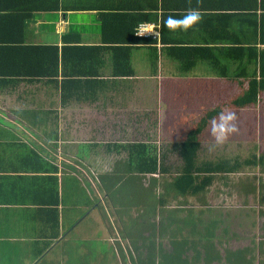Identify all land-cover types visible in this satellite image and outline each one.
Listing matches in <instances>:
<instances>
[{
	"label": "crops",
	"instance_id": "crops-1",
	"mask_svg": "<svg viewBox=\"0 0 264 264\" xmlns=\"http://www.w3.org/2000/svg\"><path fill=\"white\" fill-rule=\"evenodd\" d=\"M35 4L0 0L2 8L30 14L24 28L9 30L18 51L30 44L95 49L91 55L75 49L84 59L69 57L56 78L0 80V264H64L65 249L57 246L97 211L87 192L81 202L83 184L94 187L91 174L108 169V159L127 163L129 145H146L169 166L178 156L175 145L202 125L197 156L218 160L215 145L200 143L213 119L203 125L204 97L212 94L219 103L225 88L237 87L235 97L264 70V0H59L48 10ZM190 10L199 12L195 23ZM126 13L146 16L141 22L153 24L155 35L130 40L127 19L135 16ZM122 37L129 61L128 50L112 49ZM11 55L17 63L9 60L8 67L31 69L28 56ZM237 57L247 58L244 83L234 75ZM64 75L79 80L68 88ZM108 116L114 117L110 127ZM181 123L184 136L171 140L170 128Z\"/></svg>",
	"mask_w": 264,
	"mask_h": 264
},
{
	"label": "rangeland",
	"instance_id": "rangeland-1",
	"mask_svg": "<svg viewBox=\"0 0 264 264\" xmlns=\"http://www.w3.org/2000/svg\"><path fill=\"white\" fill-rule=\"evenodd\" d=\"M235 90L237 91V87L225 88V94L219 100V103H215V96L207 94L202 101V108L208 111L216 107V105L232 102ZM221 91H223V88H221ZM262 100L264 101V97H262ZM239 112L237 114L234 108L227 107L224 108L223 114L218 113L211 120L207 130L203 132L204 134L200 136L201 147L210 148L215 145V153L218 155L224 158L238 156V159L241 160L250 157L254 152L264 154V105L256 103L253 109L250 108L249 110H241ZM253 113L257 114L254 118ZM113 119V116H108V127H110L109 123H112ZM150 123L155 124L152 120H150ZM150 123L147 124L150 125ZM180 126H178L179 129L170 128L172 131L170 134L171 140L178 139L180 141L184 136V132L180 130V128H183L184 123H181ZM163 136L167 140V136L169 135ZM208 152L211 151L209 150ZM202 155L210 157V154L207 155L205 152H202ZM114 159H108V169L99 168L96 171V175L91 174L94 187L92 184H83L85 189L79 194L81 195V202L86 201L87 193L90 194V207H94L97 203L98 209L96 208V210L98 211L91 212V216H86L81 221L79 228L76 227L70 236L72 239L70 237L63 239L65 241L62 246H60L61 244L57 246L59 250L65 249V256L62 254L64 264H137V259H139L138 253L140 252L139 255L144 257L145 244H149L145 242L146 239L143 240L137 237L138 235L140 236L139 231L144 237L149 235L154 244L158 242L162 248L165 245L164 248L169 250L173 246L172 243L170 245L169 241L171 240L172 242L174 239L166 236V234L170 233L166 230L164 236L159 235L157 231L160 228L159 226L169 228L172 225L175 228L176 225L171 222L176 219L184 221V216H189L190 214L193 219L197 214H200L205 221L215 219L218 222L221 230H218V228L211 232H214L215 241L218 243H222L223 238L230 240L228 248L224 246L221 248L217 245L213 249L208 246L206 252L208 251L216 255L219 252L220 255H223L222 252L226 251L232 256L231 260L230 258L227 259L228 263L233 264L246 261L248 251L243 252L238 250L237 252H230L227 249L232 250L236 246L237 248L252 247L253 239L260 240L264 236V201L261 202L257 194L253 195L249 191L247 194L243 193L240 184L241 181L243 183L248 181L252 186L251 181H254L256 176L257 178L264 176L263 169H258L257 165L244 167V169L231 173L229 177L232 184H227V187L223 184L221 186L218 184L219 190H217L215 186L217 183H215L210 186L209 191L203 197L198 195L192 201L187 196L174 195L177 192H174L172 185H169L181 166L182 161L179 155L175 156L173 160L168 159V162L171 164L167 166V173L163 174L159 172L158 175L154 176L158 179V183L149 174L141 175L136 173L135 175L138 176V180L127 179V176L132 174L127 169L126 160L118 161L117 159L115 161ZM114 171H117L120 176L115 174L112 178ZM132 173L134 174L135 172L133 171ZM109 179L111 182L115 181L112 185L115 187L112 189L113 193H111L114 198H108V189H106L105 185L108 184L109 186ZM118 179L119 181H117ZM258 180L260 181V179ZM98 194L102 198L98 197ZM159 199L160 201H158ZM113 201L118 202V206H114ZM156 206L161 208L160 213L154 217L155 221H151L152 215L157 210ZM102 212L107 214L108 226L110 224L114 229L108 228L105 225L98 227L101 219V215L99 216L98 214ZM172 212L174 219L169 222V213L172 214ZM157 221L160 223L159 225ZM153 224L154 226L152 227ZM223 225L224 228L221 227ZM79 229L81 231L77 232ZM121 229L128 231L129 235L131 234V238L122 236L120 233ZM181 229L184 228L182 227ZM201 230L203 229L201 228ZM149 232H151V235L148 234ZM191 232L184 229V232H177L175 236L179 234L180 239H182L186 234L192 235ZM234 232L236 235L231 238V233ZM206 237L208 240L206 245L212 244L211 240H209V237L212 238L211 234L208 233ZM195 239L197 240L191 242L192 247L193 244H200L199 240L201 238H198L196 235ZM132 241L135 242L132 243ZM257 250L256 255H258ZM180 251H183V248L182 250L181 248L176 249L175 253H171V251L160 253L156 261L159 264L162 262L161 260L167 264H183L184 260L180 257ZM193 252V250L188 249L186 255L192 256ZM209 256L210 254L207 255L208 258ZM254 260V264H260L263 262V257L260 259L255 258ZM192 264H203V262L198 259ZM205 264L207 263L205 262ZM211 264H220V262L214 261Z\"/></svg>",
	"mask_w": 264,
	"mask_h": 264
},
{
	"label": "trees",
	"instance_id": "trees-1",
	"mask_svg": "<svg viewBox=\"0 0 264 264\" xmlns=\"http://www.w3.org/2000/svg\"><path fill=\"white\" fill-rule=\"evenodd\" d=\"M35 2L39 4H35L37 9H57L59 7V0H35ZM86 5H76L75 9H81L85 7ZM92 7V6H90ZM34 8V7H33ZM30 8V9H33ZM69 8V7H68ZM70 8H74V5L71 6ZM65 10L67 8H64ZM14 10V11H13ZM18 10V9H17ZM16 9H12V7H1L0 6V80L3 78H8L10 75L13 77H34V76H47L50 78H56L59 73V67L60 65H63L65 60H69V57L71 59H81L78 56L77 50H82L86 51L88 54H93L95 46H85V45H75V46H61L59 49L56 45H26L23 46L22 51L17 50V46L14 45L17 41H12L9 35V30L13 29H19L21 27L24 28V20L26 19L27 16H30V14L27 13V15H19ZM26 12V11H25ZM105 18H103V29L106 30L107 28V15L108 13H104ZM125 15H128L129 17L134 15L135 17H130L127 19L128 24H127V32L129 34L130 40H142V36L138 37L135 35V28L138 24V22L143 21L146 19V16H143V14L138 13V14H129L126 13ZM106 19V20H105ZM127 37V36H126ZM122 37L120 38L119 42L117 43L118 45H115L117 47H112L113 50L116 49H124L125 51L128 50V55L124 58L127 61L130 59V53L129 50L131 49L128 45L124 46L125 44H128V38ZM18 44V43H17ZM13 53L16 51V53H20L21 56L20 59H22L23 55L26 57L28 56L27 62L31 63L32 67L29 70L26 71H18L19 68H17L14 64L8 67L9 60H13L11 62H16L17 57L14 55H11V52ZM18 56V55H17ZM239 58L238 60L240 61V65H238V70L234 74L235 77H240L241 82L244 83V79L249 77L248 72L246 71V65L245 61H247L246 57H237ZM246 58V59H244ZM256 58V57H254ZM27 59V58H26ZM84 59V58H82ZM17 63V62H16ZM15 63V64H16ZM13 68L17 70H13ZM42 68V70H40ZM261 68V67H260ZM38 69V70H37ZM263 70V69H262ZM116 71V70H114ZM233 75V76H234ZM225 76H228V74H225ZM232 77V76H231ZM64 83L66 87L70 88L76 82L77 78H73L72 76H65L64 75ZM239 81V82H240ZM264 91V70L259 71V75L256 78V76L249 78L247 81L246 87H243L242 90L240 91L237 96L234 97L232 102L229 103H224L223 105H217L215 108H212L206 112V115L202 118L203 125L205 123H208L210 119H214L215 116L221 112L224 111V108L227 107H232L235 108V110L241 111V110H249L250 108L253 109L255 104L258 102L259 94H263ZM264 105V103H262ZM256 113H253V118L256 116ZM202 126V125H201ZM201 126H198L195 130L190 131L185 138L178 144H176V148L178 151V155L182 158L183 162L177 170V173L175 176L172 178V181H170V186L172 185V188H174V195L178 194H185V193H190L192 192H200L201 189H203L207 184L211 183L212 180L216 179V177H221L224 176L222 174H225L227 172H232L234 170H240L246 165H260L264 169V154H257V153H252L250 157H246L245 159H238V156L235 157H226L224 158L221 155H218V160H211L206 159V157L203 156V160L197 156L198 154V149H199V143L197 142L196 139V134L197 132L200 131ZM135 145L131 146L129 145V160L126 163L127 169L131 172L132 175L127 176V179H136L138 180V176L135 175L141 174H154L156 172L160 173H167V166L162 165V163L158 162L157 155L151 152H148L147 146L146 145H141V149H137L134 147ZM140 146V145H139ZM216 154V153H215ZM127 171V172H129ZM135 172L134 174L132 172ZM129 172V173H130ZM114 174L112 175V178L116 174L117 176H120L117 171L113 172ZM109 177V176H108ZM111 178V177H110ZM119 181V179L117 180ZM115 182V181H114ZM114 182H111L110 179L108 180V184L105 185L106 189H108V198L114 196L111 194L113 193L112 189L115 186H112ZM89 184V183H87ZM140 185V183H139ZM144 188V187H143ZM249 189V186H247ZM254 187H252L253 189ZM131 189V188H130ZM145 189V188H144ZM251 190V188L249 189ZM160 201V199L158 200ZM114 206H118V202L113 201L112 202ZM116 204V205H115ZM100 206V205H98ZM98 209V207H97ZM98 211V210H97ZM99 216L101 215L100 219V225H105L108 228L114 229L112 226H108V220H107V214L105 212H102L98 214ZM97 218V217H96ZM123 223V221H122ZM98 226V227H99ZM147 229V228H145ZM143 229V230H145ZM149 230V228H148ZM151 231V230H150ZM120 233L122 236H126V238H131V234L129 235L128 231L121 229ZM140 236L138 235L137 237L141 239H146L145 242H148L149 244H145V254L144 257L142 255H139L140 252L138 253V258L137 259V264H159L155 260V256H159L160 253L163 252H169L165 251L164 248L152 242V240L149 238L150 236H143L141 232L139 231ZM149 232L148 234H150ZM161 233V232H160ZM151 235V234H150ZM135 242V241H134ZM132 241V243H134ZM138 242V241H136ZM172 244L174 248L172 249V252H176V249L181 248V245H177V241L174 240L172 241ZM260 247V252L261 254L264 251V247L262 248V245H259ZM138 248V247H137ZM183 251H180V255L182 254ZM132 256V255H131ZM142 257V258H140ZM184 260L183 264L189 263V261L185 258H182ZM160 264H167L163 263V260H161ZM250 264L247 263V261L244 262H239V263H233V264ZM232 264V263H231ZM260 264H264V262H261Z\"/></svg>",
	"mask_w": 264,
	"mask_h": 264
},
{
	"label": "flooded vegetation",
	"instance_id": "flooded-vegetation-1",
	"mask_svg": "<svg viewBox=\"0 0 264 264\" xmlns=\"http://www.w3.org/2000/svg\"><path fill=\"white\" fill-rule=\"evenodd\" d=\"M251 166H253V165H246L245 167H251ZM257 168L258 169L259 168L263 169V167L260 166V165H257ZM242 169H244V167ZM235 171H237V170H234L232 172H227L225 174H222L224 176L216 177V178H219V179L218 180H216V179L212 180V182L209 183V184H207L203 189L200 190V192H196L195 193V192H192L191 191L190 193L178 194L177 196H187L188 199H190V200L193 201L195 199V197H197L198 195H200L201 197H203V195L206 194L207 191H209L210 186H212L215 183H217V185H215L216 188H217V190H219L218 184H219V186H221L223 184L224 186L227 187V184L229 185V183H231L229 176L231 175V173H233ZM263 171H264V169H263ZM158 173L159 172H156V173H154L152 175L149 174V175H151L153 177V179H155V181L157 180L156 183H158V179L155 178L154 176L158 175ZM263 177L260 176L259 178H257V176H256L255 179H254V181H251L252 186H251V184L248 181H246V183L245 182L243 183L241 181L240 182V184H241V191H243V193H245V194H247L248 191L251 192V194H253V195L254 194H257V195H259L258 197L261 199V202H263L264 201V197H263L264 196V179H263ZM258 179H260V181ZM240 180H241V178H240ZM149 183H152V182H149ZM247 186H249V189L251 188V190H249L247 188ZM252 187H255L254 190L252 189ZM156 208H157V210L152 215L153 218L151 217V221H155L154 217H156V215L158 213H160V209L161 208H158V206H156ZM257 211L259 212V210H257ZM188 213H190V212H188ZM167 214H168V212H167ZM172 215H173V212H172V214L169 213V218H168L169 222L174 219V216H172ZM200 220H202V222H200ZM157 223H158V225L160 224L158 221H157ZM171 223L175 224L176 227L174 228V226L172 227V225L169 228H164L162 226H159L160 228L157 231H158L159 235H161V236H164L165 235V230L170 232L169 234H166V236H168L170 239L176 240L177 241V245L179 244V245L182 246L183 252L180 255V257L181 258H185L186 257V259L189 261V263H187V264H192L194 261H197L198 259H200L203 262V264H205V262L207 264H211L214 261H218V262H220V264H231V263H228L227 262V259L230 258V260H231L232 259V256H230V254L227 253L226 251L222 252L223 255H220L219 252L217 253V255L214 254V253H210L208 251L206 252L208 246L214 249V246L217 247V245L219 247H221V248H222V246L228 248V245H229L228 243H229L230 240H228V239L226 240V239L223 238V240H222L223 242L222 243L221 242L218 243V242L215 241L214 232H211V231H214V229H218V228H219L218 230H221L220 229V226L218 225V222L215 219H209L208 221H205L204 219H202V217H201L200 214H197L196 217L193 219V217L190 214L189 216H186V215L184 216V221H181V219L180 220L176 219L175 221H173ZM153 226H154V224L152 225V227ZM182 227L184 229H187L189 232L192 231L191 232L192 235L186 234V235L183 236L182 239H180V237H179L180 235L179 234L176 235L177 236L176 237L175 234H177V232L178 233L179 232H184V229H181ZM193 227H195V228L193 229ZM221 227L224 228V225L221 226ZM201 228L203 230H201ZM208 233H210L211 234V237H212V238L209 237V240H211V242H212V244H210L211 246L209 244L206 245V242H208L206 235ZM196 235H197L198 238H201L199 240V242H200L201 245L200 244H193V247H192L191 242L193 240H197V239H195V236ZM235 235H236L235 232L234 233H231V238L235 237ZM178 240H180V242H178ZM260 240L259 239L258 240L253 239V245H252V247H240V248H237V246H236L235 247L236 249L233 248L232 250L231 249H227V250H230V252H237L238 250L239 251H243V252L248 251V257H246L247 258L246 261H247V263H250L251 262L250 264H254V262H255L254 259L255 258L260 259L261 257H263V262H264V255L262 256V254H264V252L261 254L260 250H257V249H260V247H259L260 244L262 246H264V241H262V240H264V236L261 237ZM169 243H170V245H172L171 244L172 243L171 240L169 241ZM157 245H158V242H157L156 246ZM164 247H165V245L163 246V248ZM173 248H174V246H172V248H170L169 250H167L165 248L164 249H165V251H172ZM188 249L189 250L191 249V251L192 250L194 251L192 253L193 254L192 256H187L186 255V252L188 251ZM256 250L258 252V255L255 254L256 253ZM209 254H210V256L208 258L207 255H209ZM158 257L159 256H155L154 257L155 260ZM248 260H250V262H248Z\"/></svg>",
	"mask_w": 264,
	"mask_h": 264
},
{
	"label": "built area",
	"instance_id": "built-area-1",
	"mask_svg": "<svg viewBox=\"0 0 264 264\" xmlns=\"http://www.w3.org/2000/svg\"><path fill=\"white\" fill-rule=\"evenodd\" d=\"M154 25L146 22L138 23L135 28V35L137 36H150L155 35Z\"/></svg>",
	"mask_w": 264,
	"mask_h": 264
},
{
	"label": "clouds",
	"instance_id": "clouds-1",
	"mask_svg": "<svg viewBox=\"0 0 264 264\" xmlns=\"http://www.w3.org/2000/svg\"><path fill=\"white\" fill-rule=\"evenodd\" d=\"M192 18H193V23H195L196 21L199 20L200 16H199V12L197 10H190V13H189Z\"/></svg>",
	"mask_w": 264,
	"mask_h": 264
}]
</instances>
